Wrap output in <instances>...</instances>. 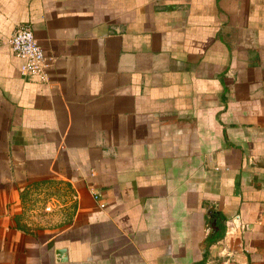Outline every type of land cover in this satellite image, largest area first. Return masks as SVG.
<instances>
[{
	"label": "crops",
	"instance_id": "obj_1",
	"mask_svg": "<svg viewBox=\"0 0 264 264\" xmlns=\"http://www.w3.org/2000/svg\"><path fill=\"white\" fill-rule=\"evenodd\" d=\"M0 264H264V0H0Z\"/></svg>",
	"mask_w": 264,
	"mask_h": 264
},
{
	"label": "built area",
	"instance_id": "obj_2",
	"mask_svg": "<svg viewBox=\"0 0 264 264\" xmlns=\"http://www.w3.org/2000/svg\"><path fill=\"white\" fill-rule=\"evenodd\" d=\"M9 46L15 56L24 61L21 74L31 81H44L47 63L32 29L28 26L16 28L9 40ZM100 206L104 207L103 204Z\"/></svg>",
	"mask_w": 264,
	"mask_h": 264
},
{
	"label": "rangeland",
	"instance_id": "obj_3",
	"mask_svg": "<svg viewBox=\"0 0 264 264\" xmlns=\"http://www.w3.org/2000/svg\"><path fill=\"white\" fill-rule=\"evenodd\" d=\"M37 202H38V200L33 199V198H29L28 199V204H27V207L29 208L28 210L34 209V207L36 206L35 203H37ZM37 206H38V208L42 209V211L45 210L46 211V214H49V215H52V214H55V213H58L59 212L58 210H53L52 205L51 206H47V207H49L52 210L51 212H49L50 209L48 210V208L46 207V205L44 203L43 204H39ZM70 208H71V206L69 205L68 206V210L69 211H70ZM69 211H66L65 213L62 212L61 220H58L57 219V221H55V224H57V225L62 224L63 225L65 223H67L68 222V218H69V214H68ZM51 221H53V220H51Z\"/></svg>",
	"mask_w": 264,
	"mask_h": 264
},
{
	"label": "trees",
	"instance_id": "obj_4",
	"mask_svg": "<svg viewBox=\"0 0 264 264\" xmlns=\"http://www.w3.org/2000/svg\"><path fill=\"white\" fill-rule=\"evenodd\" d=\"M224 221H222V219H218L216 221V227H217V234L214 236V238L212 239L213 241H216L217 239L221 238L223 236L224 233V225H223Z\"/></svg>",
	"mask_w": 264,
	"mask_h": 264
}]
</instances>
